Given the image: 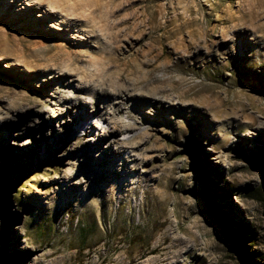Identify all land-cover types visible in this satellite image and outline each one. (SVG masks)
Segmentation results:
<instances>
[{
  "label": "rangeland",
  "instance_id": "obj_1",
  "mask_svg": "<svg viewBox=\"0 0 264 264\" xmlns=\"http://www.w3.org/2000/svg\"><path fill=\"white\" fill-rule=\"evenodd\" d=\"M51 1L0 0V264H130L134 258L132 264H264V0ZM50 4L66 12L53 14ZM107 29L136 51L129 63L134 79L154 80L170 70L168 86L185 93L181 105H195L199 116L185 121L163 112L138 125L130 114L144 119L141 107L113 120L68 112L78 89L106 70ZM59 45L71 53L72 63L67 56L55 60L58 73L70 65L71 77L59 75L64 80L43 66ZM165 120L172 122L158 123ZM155 125L151 151L141 152ZM89 130L101 146L106 137L137 146L127 158H142L141 175L160 177L159 185L147 192L154 183L133 176L125 192L114 182L115 199L104 213L101 198L94 207L82 202L68 210L61 197L52 201L61 189L56 183L64 176L70 184L84 157L104 158L98 144L85 153ZM75 139L82 144L77 151ZM62 141L70 149L56 157ZM118 158L116 166L123 164ZM158 240L166 242L163 250L150 252ZM178 247L182 256L175 260Z\"/></svg>",
  "mask_w": 264,
  "mask_h": 264
},
{
  "label": "bare ground",
  "instance_id": "obj_2",
  "mask_svg": "<svg viewBox=\"0 0 264 264\" xmlns=\"http://www.w3.org/2000/svg\"><path fill=\"white\" fill-rule=\"evenodd\" d=\"M18 1L21 2V0H18ZM32 1H33V3H31L32 5L46 6L47 4H49V1H51V0H32ZM49 7L53 10V11H50L53 14L54 13L57 14V12L59 13L60 11L66 12L64 9H61L62 7H56V6H53L51 4L49 5ZM121 11H123V10H121ZM94 16H95V12L93 10H91L89 12V14L86 16L85 22L88 23L89 20L94 19ZM137 20H138V18H137ZM105 25H107V24L103 23L102 28ZM109 26H110V24H109ZM113 28H111V29H113ZM116 28H117V26L115 27V29ZM111 29H110V31L107 29L108 30V34H107L108 44L106 47H103L104 49L102 50V52H103L102 66L104 67V69H106L104 71V74H102L101 77H98L97 80H92L89 83V85L84 87L85 89L81 88L82 86L81 87L79 86L80 88L78 89L77 94L75 96H73L74 97L73 100H76L77 102H76V104L72 103L73 105L71 106L70 110H68V112H70L72 115H75V116L79 115L84 119H87L90 115H97V116L101 115V116L106 117V120L107 119L113 120V119H116V116L122 112H129L131 108L141 107L143 112H144V116H145L144 119L138 118L137 115H135L133 113L130 114V117L138 120V123H137L138 125L144 124L145 120H150L152 117L162 115L163 112H168L173 118L178 117L179 119H182L185 121H188L190 118H196L197 116H199V113L196 112L194 109L196 107L195 105H193L191 103H188V104L186 103L185 106H183L184 104L181 105L182 103H184L185 93H178L175 91V88H173L172 86H168V84L170 83V78L168 77L170 74V70L163 69L161 71L162 76L160 78H154V80H149V79L137 80V79H134L133 77L135 75V70L129 68V66H130L129 63L132 61V59H133L132 57L137 55V53L132 48H125L121 44L123 41L122 40L123 37H121V35H120L121 33H119V34L111 33ZM124 30H125V28H124ZM120 32L123 33V30ZM135 33H136V31H135ZM102 35H104V34H102ZM38 43H40V45L43 46L42 45L43 41L36 42V44H38ZM59 48L61 50L57 54L52 55V56L48 57L46 60H44L43 64H45V65H43V66H45L47 68L44 70V72L49 71V73H52V74L58 73L56 71V68H55L56 67V61L55 60L59 59L63 56H67L68 60H70V63H72L71 53L67 49L62 47L61 45H59ZM152 52L153 51L151 49L147 50L146 56L150 57L152 55ZM157 57H159V55ZM51 63H52V65H51ZM182 63H183V59L179 58V60H177V62L175 63V66L178 67ZM186 63H188V61H186ZM39 65L40 64L36 65V67H38V69H39ZM150 65L151 64L149 63L146 66H150ZM40 70H43V69L40 68ZM66 70L72 71L70 69V65L67 64L65 66V71ZM65 71L61 70V72H63V73H58V78L60 76H62L63 78L68 77V76L71 77V74L66 73ZM72 76H73V74H72ZM55 78H56V74L53 76L52 80L55 81ZM63 78H59V79L64 80ZM80 84H81V82H80ZM26 96H27V94H26ZM82 96H86V101H84L82 99ZM24 98H26V97H24ZM24 100H26V99H24ZM209 105H210V103H209ZM210 107H212V106H210ZM203 108L207 109V106L203 105ZM33 111H34V109L30 110V112H33ZM16 113H17V111H16ZM17 114L19 115V113H17ZM43 115H44V113L37 114V116H43ZM33 117L29 118L30 123L34 121ZM50 118L55 119L56 117H55V115H51ZM72 121L74 122L75 120H72ZM171 122H172L171 120H165V121H161V122L158 121V123L161 124V126L167 125L168 123H171ZM18 124H19V122H18ZM42 125L46 126V122H43ZM178 125H179V123H178ZM128 130H134V128L130 127ZM147 131H149V133H150L148 135L149 136L148 141H149V139H150V141H149V143L146 142L145 144H143L145 149H143V151H141V152H144V151L150 152L151 151V143H152L151 141H153V138L156 137L157 134L159 133V129L157 128V125L148 129ZM146 134H147V132H146ZM142 137L145 138V136H142ZM140 138H141V136H140ZM144 138H143V140H144ZM84 139L86 140L85 153L88 156H90L89 155L90 154V147L95 145V144L97 145L99 143V141H101V139H99V138L97 139V137L95 135H91V130L85 131ZM103 140L106 142V145H107L106 147L101 146L99 144L97 145V149L100 153L99 156L102 155V157H104L103 159L99 160V158H97L95 156H94V158L93 157H89V158L86 157L87 159H85V157H84V159L81 160L82 163H81L80 170L78 171V173L74 174L73 176H71L69 178V180H71L70 184H68L67 186L64 185V183L67 180L66 179L67 177H64V176L62 179H60V181H58L56 183V185L59 186V188H61L60 193L58 194L57 192H55L50 197V199L53 201L57 197H61V199L64 200V206H63L64 210H68L73 206H80L82 202L86 207L88 206L87 203L89 204L90 207H94L97 199L101 198L102 201L99 204H97V207L101 210L102 213H104V211H105L104 205L115 199L114 194H113L115 191L114 182L120 183V185L122 186V188L124 189L125 192H128L129 187L134 184L133 180L135 179V177H133V176L139 177L141 179H143L145 177L144 178L145 182H153L154 183L153 185H148L147 192H149V191L151 192L154 185H159V183L161 182V178L158 176L146 178V176L141 175L138 165H139L142 158L137 157L136 155H134V153H132L133 155H130L131 156L130 158H127V155L130 154V152H132V151H130V149L133 148L135 150L138 148L137 146H133L130 148H127L125 146L126 147L125 148L124 146L121 145V142L120 143L118 141L112 142L109 140L108 137H106L104 139L102 138V141ZM95 141H97V142H95ZM138 141H140V140H138ZM62 143H63V147H62V149H58V151L56 152V157H60V156L64 155L70 149L69 144H67L66 142H63V141H62ZM81 145L82 144L80 143V141L78 139H75L74 148H76V151L81 149ZM118 157H121L124 160H123V164L121 163V164H118V166H116L115 163L119 159ZM92 162H95L98 166H100L102 168V170L100 172L98 170H96V168H94L93 165H91ZM90 185H93L96 187L95 192H91L89 190ZM156 222H157V224H160V226H161V224L165 225L166 223L167 224L169 223L167 221L161 222L158 220ZM158 241H160V240H158ZM193 241H195V240L193 239ZM165 244H166V242L160 241V243L158 245H156V247L153 248L150 252L153 253L155 251L163 250L162 247ZM174 247H176V246H174ZM166 249H168V248H166ZM160 255H161V253H160ZM181 256H182V250H181V248L178 247L174 256H173V259L177 260ZM162 259H163V256H162ZM144 261H146V260H144ZM134 262H135V258H134V260L133 259L131 260L130 264H132ZM170 262H172V261L171 260L163 261L161 259L157 260V263H159V264H171ZM126 263H119V264H126ZM172 263H174V262H172ZM140 264H143V263H140Z\"/></svg>",
  "mask_w": 264,
  "mask_h": 264
},
{
  "label": "trees",
  "instance_id": "obj_3",
  "mask_svg": "<svg viewBox=\"0 0 264 264\" xmlns=\"http://www.w3.org/2000/svg\"><path fill=\"white\" fill-rule=\"evenodd\" d=\"M0 202L3 203V197L0 195Z\"/></svg>",
  "mask_w": 264,
  "mask_h": 264
}]
</instances>
